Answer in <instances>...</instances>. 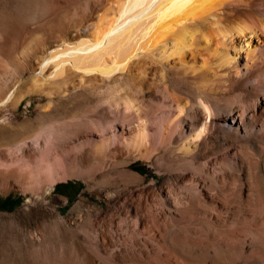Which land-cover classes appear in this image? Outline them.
<instances>
[{
    "label": "bare ground",
    "instance_id": "6f19581e",
    "mask_svg": "<svg viewBox=\"0 0 264 264\" xmlns=\"http://www.w3.org/2000/svg\"><path fill=\"white\" fill-rule=\"evenodd\" d=\"M63 1L15 0L21 34L45 25L49 33L59 34L40 42L34 55L25 48L18 52L14 64H19L12 68L30 69L34 81L54 80L56 85L69 84V79L74 87L92 88L100 99L88 118L100 133L120 126L124 145L138 153L153 148L158 158L187 161L196 174L191 184L210 187L211 196L222 195L211 185L227 168L238 173L230 177L233 181L247 184L253 221H242L243 195L234 199L238 204L233 208L232 196L224 192L228 226L188 235L197 250L175 247L181 258L173 263L166 251L168 257L161 254L159 264H264V145L256 141L253 124V117L264 111V0ZM62 8L68 19H58ZM5 55L0 48V62ZM5 63L0 64V113L24 97ZM248 99L256 103V113ZM99 132L40 143L37 175L92 158L111 165L108 136L98 140ZM223 247L234 251L225 261L214 250Z\"/></svg>",
    "mask_w": 264,
    "mask_h": 264
},
{
    "label": "rangeland",
    "instance_id": "374dc122",
    "mask_svg": "<svg viewBox=\"0 0 264 264\" xmlns=\"http://www.w3.org/2000/svg\"><path fill=\"white\" fill-rule=\"evenodd\" d=\"M14 4L15 0H0V48L6 54L0 64L6 59L5 67L10 65L14 73L12 83L24 97L18 105L0 113V264H159L162 255H169L174 263L181 258L175 247L181 246L188 253L197 250L190 245L188 235L228 226L221 202L225 193L229 199L232 196L233 208L243 195L246 214L242 221H253L255 212L245 195L247 184L230 178L237 171L227 168L226 173L219 172L221 179L211 187L222 189V195L211 196L210 187L203 190L191 184L196 174L187 161H173L169 155L158 158L153 148L138 153L124 145L120 126L110 125L106 133H100L88 118L100 99L92 88L74 87L69 79V84L55 81L56 85L54 80L34 81L30 69L12 68L18 52L25 48L34 55L40 50V42L56 39L59 34L58 30L49 33L48 25L33 26L30 32L21 34ZM63 9L67 8L59 10L58 19H68ZM257 45L261 48L260 43ZM31 61L36 66V61ZM68 92L72 97L64 96ZM247 102L256 113V103L250 99ZM256 116V141L264 145V111ZM90 131L100 133L98 140L108 136L111 165L92 158L68 168L61 164L57 171L47 169L44 176L37 175L40 143ZM52 184L53 188L47 190ZM214 250L221 261L234 254L228 247Z\"/></svg>",
    "mask_w": 264,
    "mask_h": 264
},
{
    "label": "trees",
    "instance_id": "16d2710c",
    "mask_svg": "<svg viewBox=\"0 0 264 264\" xmlns=\"http://www.w3.org/2000/svg\"><path fill=\"white\" fill-rule=\"evenodd\" d=\"M133 166H134V168H136L137 170L143 172V170H142L141 168L137 167V165H133ZM57 186H58V185H57Z\"/></svg>",
    "mask_w": 264,
    "mask_h": 264
}]
</instances>
